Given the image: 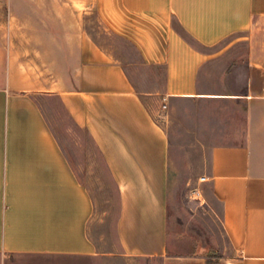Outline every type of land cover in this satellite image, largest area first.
I'll list each match as a JSON object with an SVG mask.
<instances>
[{"label": "crops", "instance_id": "0c3cea01", "mask_svg": "<svg viewBox=\"0 0 264 264\" xmlns=\"http://www.w3.org/2000/svg\"><path fill=\"white\" fill-rule=\"evenodd\" d=\"M25 6L30 48L2 23ZM92 9L163 70L160 87L138 89L132 64L85 28ZM51 96L117 184L121 257L264 264V0H0V264L110 255L89 238L93 199L45 114ZM188 149L211 232L181 247L170 203Z\"/></svg>", "mask_w": 264, "mask_h": 264}, {"label": "rangeland", "instance_id": "374dc122", "mask_svg": "<svg viewBox=\"0 0 264 264\" xmlns=\"http://www.w3.org/2000/svg\"><path fill=\"white\" fill-rule=\"evenodd\" d=\"M25 8L27 10L22 21L10 22L8 11V20L2 23L7 24L8 28L13 26L21 31L25 46L30 48L32 31L38 26L31 18L30 7ZM84 25L99 43L127 64H132L127 70L138 89L143 91L160 87L163 70L147 67L139 62L134 45L127 38L107 28L94 9L86 15ZM41 103L69 162L92 196L94 207L88 226L89 238L97 244L99 251L110 255L83 257V260L78 262L64 259L11 258L8 264H160L158 259H127L118 254L120 247L117 239V221L120 193L101 152L89 132L73 122L58 96L44 97ZM178 154L170 203V223L171 232L179 238L178 244L183 247V242H188L185 238L208 237L211 232V218L205 212L203 196L194 194V189L198 187L196 175L200 170L199 150H180Z\"/></svg>", "mask_w": 264, "mask_h": 264}, {"label": "built area", "instance_id": "2783aa9c", "mask_svg": "<svg viewBox=\"0 0 264 264\" xmlns=\"http://www.w3.org/2000/svg\"><path fill=\"white\" fill-rule=\"evenodd\" d=\"M202 181L204 180V177L201 179ZM198 195H200L198 190H194Z\"/></svg>", "mask_w": 264, "mask_h": 264}]
</instances>
